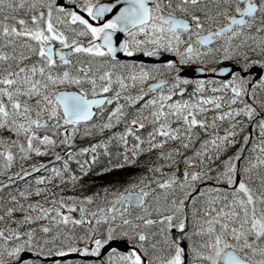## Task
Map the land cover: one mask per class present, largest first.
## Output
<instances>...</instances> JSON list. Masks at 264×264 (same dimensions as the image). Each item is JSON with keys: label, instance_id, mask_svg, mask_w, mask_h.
I'll return each instance as SVG.
<instances>
[{"label": "snow or ice", "instance_id": "6c2138e0", "mask_svg": "<svg viewBox=\"0 0 264 264\" xmlns=\"http://www.w3.org/2000/svg\"><path fill=\"white\" fill-rule=\"evenodd\" d=\"M0 176V264H264V0H0Z\"/></svg>", "mask_w": 264, "mask_h": 264}, {"label": "flooded vegetation", "instance_id": "af4514ba", "mask_svg": "<svg viewBox=\"0 0 264 264\" xmlns=\"http://www.w3.org/2000/svg\"><path fill=\"white\" fill-rule=\"evenodd\" d=\"M49 159H51V157L46 158L45 160H42V161H46ZM12 171L15 172L14 169H12ZM129 171H131V170H129ZM40 174L43 175L44 173L41 172ZM116 176H120L121 178H123V173H111V174H108V175L103 176V177L90 175L89 177L85 178L82 182L90 185V190H91L92 188H95L96 186L110 182ZM6 179H7L6 177L0 176V181H5ZM25 180L27 181L28 177H25ZM17 185H19L20 187H23V185L20 184L19 181H16V183L14 185H12L11 187H16ZM5 194L6 193L4 192V190H0V196L5 195Z\"/></svg>", "mask_w": 264, "mask_h": 264}, {"label": "rangeland", "instance_id": "374dc122", "mask_svg": "<svg viewBox=\"0 0 264 264\" xmlns=\"http://www.w3.org/2000/svg\"><path fill=\"white\" fill-rule=\"evenodd\" d=\"M256 135H257V138L259 139L260 137H259L258 132L256 133ZM46 158H49V157H48V156L40 157V158H35V157H34V158H33L32 160H30V161H17L16 163H14V165H13V169H14L15 172H16V171H19L21 167H23V168H28V166H29L30 164L37 162V160L42 161V160H45ZM33 199H35V197H33Z\"/></svg>", "mask_w": 264, "mask_h": 264}]
</instances>
